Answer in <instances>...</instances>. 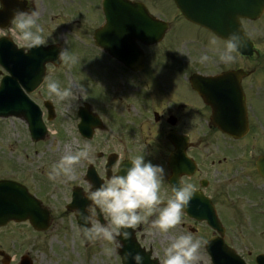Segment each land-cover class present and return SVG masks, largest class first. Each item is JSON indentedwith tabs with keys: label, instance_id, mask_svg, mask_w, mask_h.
Returning a JSON list of instances; mask_svg holds the SVG:
<instances>
[{
	"label": "flooded vegetation",
	"instance_id": "1",
	"mask_svg": "<svg viewBox=\"0 0 264 264\" xmlns=\"http://www.w3.org/2000/svg\"><path fill=\"white\" fill-rule=\"evenodd\" d=\"M130 1L145 5V0ZM3 3L0 28L7 30L13 9H35L40 13L39 23L47 39V46L40 47L64 48L67 24L75 25L77 39L87 44L83 46L86 48L76 50L81 53L74 64L79 76L77 87L83 84L88 94L74 101L73 123L76 150L91 145L90 159L77 165V178L67 184L49 180V170L43 162L33 171L32 161L26 172L28 191L41 184L49 194L45 206L57 202L59 194L67 205L76 194L85 207L88 202L82 198V182L90 181L94 188L99 187L104 179L117 174L121 155L122 167L130 166L129 160L141 154L145 146L146 160L166 169L161 186L165 199L172 194V185L186 182L194 186L195 196L179 230L191 231L202 240L198 264H209L206 248L210 240H218L217 252H223L226 246L236 254V247L251 246L247 241L252 243L254 236L243 234L236 225L245 216L263 218L264 179L255 169V161L263 152L253 155L242 150L241 145H250L252 149L264 147V56L242 57L235 52L233 62H220L209 38L215 39L219 48L226 42L193 25L189 26L194 33L181 32L176 23L174 31L168 25L159 42L149 46L136 42L142 56L138 70H132L124 64L125 49L111 50L121 55L120 61L96 44L101 41L97 32L105 26L102 0H3ZM147 10L152 14L151 8ZM108 26L112 29L113 25ZM105 37L106 45H111L112 33ZM28 52L11 34L0 36L1 60L6 55L17 59ZM89 53L96 60L85 59ZM204 53L210 59L201 63L199 57ZM58 61L41 66L42 72L36 74L35 80L31 77L27 81L35 66H25V72L17 76L19 66L13 65L9 75L12 88L38 106L46 126L49 102L52 121L59 123L61 103L49 97L46 86L52 77L64 87L65 64ZM237 70L243 73L236 78ZM6 76L8 73L0 64V82ZM238 86L243 99L236 96ZM32 87L35 90L28 93ZM221 127H234V132L226 134ZM241 199H245L243 206ZM193 205L200 207L204 220L194 218ZM98 218L102 223L106 219ZM211 220L222 228V233L208 224ZM151 229L152 225L146 223L128 230L142 250L150 253L157 264H163V249L170 240L158 233L151 234ZM253 250H247V255Z\"/></svg>",
	"mask_w": 264,
	"mask_h": 264
},
{
	"label": "clouds",
	"instance_id": "2",
	"mask_svg": "<svg viewBox=\"0 0 264 264\" xmlns=\"http://www.w3.org/2000/svg\"><path fill=\"white\" fill-rule=\"evenodd\" d=\"M4 7L3 0H0V11ZM39 16L40 13L35 9H13L9 27L7 30L0 28V36L11 34L26 50L47 46V39L43 35L45 29L39 23ZM210 45L218 53L220 62L231 63L236 59L233 53L241 47V37L232 32L227 36L223 48L217 46L215 39ZM57 59L68 66L77 62V58L67 48L59 51ZM209 59L207 53L199 57L201 63ZM46 86L49 97L62 103L69 112L75 100L84 99L88 94L83 84L78 87H62L60 81L52 77L48 78ZM90 152L91 145H84L76 151L63 154L48 171L49 180L63 184L75 180L78 176L77 165L90 159ZM129 162L130 166L122 167L121 155L117 174L104 179L97 188L90 181L82 182V198L88 203L82 210H73L76 234L82 240L107 242L111 246L105 248L106 254L109 257L117 255L121 264L128 261L131 264H144V256L139 252L133 254L125 251L121 256L118 250L124 247L121 240L132 238L128 229L150 223L151 234L158 233L170 240L163 249V264H198L202 240L191 231L179 230L195 196L194 186L186 182L172 185V194L165 199L161 194V186L166 177V169L163 165L146 160L145 146L141 154L135 155ZM99 216L106 218L103 223Z\"/></svg>",
	"mask_w": 264,
	"mask_h": 264
},
{
	"label": "rangeland",
	"instance_id": "3",
	"mask_svg": "<svg viewBox=\"0 0 264 264\" xmlns=\"http://www.w3.org/2000/svg\"><path fill=\"white\" fill-rule=\"evenodd\" d=\"M157 1L158 0H145V2H147L148 6L154 13H157V11H159L160 17L164 16L169 20V15L162 11L169 10V7L167 6L168 4L164 0L163 2L162 0H159L161 3V5L159 6ZM157 7L161 10H159ZM176 25V22H171L173 31L175 30L173 27H175ZM246 28L250 29L249 32L252 33L253 37L256 36V38H254V41L257 43L258 48L263 50L262 46L264 43L260 41L263 40L264 37V31H262L264 30V16L261 17L258 21L248 24ZM177 29L185 33L195 32L194 28L189 26L184 21L179 23ZM77 34L78 28H76L75 25H66V30L64 32V48L69 49L70 53L75 57L77 55H81V53L76 50L86 48L83 47L84 45L87 46L85 42L79 41L77 39ZM209 41H212V39L209 38ZM90 56L91 53L88 54V57L84 58H90V62L96 60L95 57ZM73 65H65V72H68L69 77L78 79L79 76L76 73ZM98 71H101V69L96 70V72ZM67 80L68 82L66 81L65 87L74 86L73 84H71V79ZM59 105V122L62 129V134L59 132L60 129L58 127H53L51 129L52 132H54L55 134H59L62 138L56 139L57 135L54 136V133H50L49 138L45 141V143L34 144L36 146L41 144L38 147L42 148L41 152H37L35 154H32L30 150L34 152L38 149L31 148L29 150L28 148H26V146L33 145L32 143H30V139L27 137L24 131H22L18 121L8 120L7 122L6 120H0V123H5L6 125H0V178L12 177V170L14 169V167L12 166L13 164L9 162L11 160L9 158L12 155H17L19 157L18 163L20 164V166H31L32 164L31 162L24 160L23 155H36L33 158L32 166V170L35 171L37 169L36 167H39L40 162L44 163V168L46 170H50L51 166L56 163L63 154L69 151H76V144L73 133L74 107H72V111L69 112L63 104ZM57 124L58 123H55L54 125ZM12 129L13 132H11ZM13 133L16 136H14ZM64 145L68 146L67 151L64 149ZM18 147H24V149H19ZM26 158H28V156ZM19 170L20 173L18 174V179H21L23 172L22 169L19 168ZM29 192L42 205L47 204L49 194L45 192L41 184L36 185V189L29 188ZM59 197V200L55 204H51L50 209L53 211V218L51 221L50 229L44 234H36L26 224H14L9 225L4 229H0V251L10 257V264H18L19 258L22 255H28L33 264H120L117 255H112L111 257H109L106 254L105 248L111 246L107 242L97 241L91 247H89L88 250L83 247L79 236L76 234V229L73 226V217L69 215L60 217L64 212L63 209H61L60 211V206L66 199L61 198L62 194H59ZM241 201L243 206L245 199H241ZM60 212L61 214H59ZM245 217L241 220H237V225L244 221L245 223L241 225V227L243 228L242 233L248 234L249 236H255L252 239V243L249 241H247V243L252 244V246H250L252 249L264 252V220L256 222L253 220L249 224V219H245ZM253 218H255V216ZM237 225L236 228L238 229L239 227H237ZM239 230L241 229L239 228ZM260 231H262L261 234H259ZM256 236L259 237V240L256 238ZM255 238L258 240L257 242H254ZM236 250L243 255L242 258L245 261L249 262L250 258L246 256L247 248L238 246L236 247ZM1 261L2 258L0 257V264H2Z\"/></svg>",
	"mask_w": 264,
	"mask_h": 264
},
{
	"label": "water",
	"instance_id": "4",
	"mask_svg": "<svg viewBox=\"0 0 264 264\" xmlns=\"http://www.w3.org/2000/svg\"><path fill=\"white\" fill-rule=\"evenodd\" d=\"M174 2L187 20L206 27L221 38L226 39L232 32L238 33L241 37V47L238 52L250 55L251 45L240 28L239 19L258 18L264 7V0H174ZM10 112V103L0 106L1 117L9 116ZM16 112H19V108H16ZM29 127L35 136L33 138L39 139L42 135L39 119L35 117L29 119ZM257 169L264 177V158L258 161ZM27 219L37 230H45L48 227L47 212H41L38 205L28 199L19 186L0 182V227L7 225L10 221L21 222ZM121 243L124 247L119 249V255L123 256L125 251L133 254L139 252L144 256V264H153L149 263L147 255L143 254L131 240H121ZM257 263L264 264V257L259 256ZM20 264L31 263L23 257ZM126 264H131V261ZM224 264L231 263L224 262ZM236 264H243L238 257H236Z\"/></svg>",
	"mask_w": 264,
	"mask_h": 264
}]
</instances>
